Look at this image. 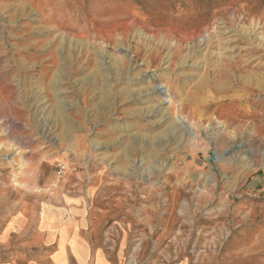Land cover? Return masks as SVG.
<instances>
[{
  "label": "rangeland",
  "instance_id": "rangeland-1",
  "mask_svg": "<svg viewBox=\"0 0 264 264\" xmlns=\"http://www.w3.org/2000/svg\"><path fill=\"white\" fill-rule=\"evenodd\" d=\"M24 191L91 222L126 199L121 264H264V0H0V194Z\"/></svg>",
  "mask_w": 264,
  "mask_h": 264
},
{
  "label": "crops",
  "instance_id": "crops-1",
  "mask_svg": "<svg viewBox=\"0 0 264 264\" xmlns=\"http://www.w3.org/2000/svg\"><path fill=\"white\" fill-rule=\"evenodd\" d=\"M70 195V200L42 201L24 191L13 201L4 192L0 196V264H121L130 239L119 231L127 226L128 215L118 206L123 207L126 199L101 210L91 222L81 195ZM169 241L163 243L162 252L172 247ZM172 257L164 254L157 264H170ZM176 264L193 263L184 258Z\"/></svg>",
  "mask_w": 264,
  "mask_h": 264
},
{
  "label": "built area",
  "instance_id": "built-area-1",
  "mask_svg": "<svg viewBox=\"0 0 264 264\" xmlns=\"http://www.w3.org/2000/svg\"><path fill=\"white\" fill-rule=\"evenodd\" d=\"M65 166L60 165L59 166V175H61L64 172Z\"/></svg>",
  "mask_w": 264,
  "mask_h": 264
},
{
  "label": "bare ground",
  "instance_id": "bare-ground-1",
  "mask_svg": "<svg viewBox=\"0 0 264 264\" xmlns=\"http://www.w3.org/2000/svg\"><path fill=\"white\" fill-rule=\"evenodd\" d=\"M256 66H257V65H256ZM240 67H241V66H240ZM244 69H245V68H244ZM235 72H236V71H235ZM251 74H252V73H251ZM253 75H254V74H253ZM156 89L159 90V87L157 86Z\"/></svg>",
  "mask_w": 264,
  "mask_h": 264
}]
</instances>
